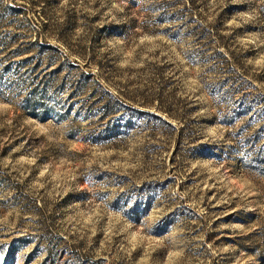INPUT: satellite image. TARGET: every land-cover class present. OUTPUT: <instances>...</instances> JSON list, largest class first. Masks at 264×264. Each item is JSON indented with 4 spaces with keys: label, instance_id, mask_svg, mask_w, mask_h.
Wrapping results in <instances>:
<instances>
[{
    "label": "rangeland",
    "instance_id": "374dc122",
    "mask_svg": "<svg viewBox=\"0 0 264 264\" xmlns=\"http://www.w3.org/2000/svg\"><path fill=\"white\" fill-rule=\"evenodd\" d=\"M0 264H264V0H0Z\"/></svg>",
    "mask_w": 264,
    "mask_h": 264
}]
</instances>
